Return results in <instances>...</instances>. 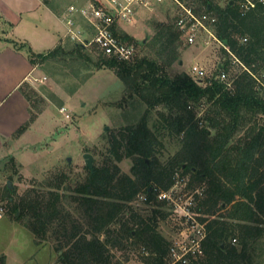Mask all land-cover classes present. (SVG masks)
<instances>
[{"label": "rangeland", "instance_id": "1", "mask_svg": "<svg viewBox=\"0 0 264 264\" xmlns=\"http://www.w3.org/2000/svg\"><path fill=\"white\" fill-rule=\"evenodd\" d=\"M57 1L60 8L66 9L73 3H83L84 6L90 0ZM178 1L186 9L189 8L205 28L193 20L188 22L186 10L175 1L156 3L149 0L145 6H137L132 23L122 25L117 30L132 38L131 41L124 40L134 46L133 57H147L165 63V71L171 78L186 73L197 81L207 80L215 73L217 66L228 59L230 62L224 68L228 78L237 76L243 68L238 63H232L231 57H226L223 44L216 39L210 25L213 16L199 10L197 0ZM213 1L224 7L228 0ZM71 7L77 8L76 5ZM73 18L77 24L81 23L76 15ZM181 19H184L183 26L189 27V32L193 34V42H188L186 30H181ZM158 24L172 26L173 32L179 34L178 39L169 46H166L164 38L155 44L161 29ZM2 29L9 31L7 26ZM68 41L63 40L61 45L65 46ZM12 46L25 53L24 46L15 43ZM69 47L68 44L65 48ZM84 50L88 56L96 59V50ZM33 58L38 68H35L31 78L41 81L34 80L11 91V83L21 68L6 63L7 59L0 56V99L3 98L0 103V127L21 120L16 133L8 139L14 143H5L13 155L0 159V264H5V255L8 264H60L58 247L64 244L65 236L73 229L78 230L77 236L92 237L93 225L86 214L87 200L77 192L89 176L83 155L88 153L93 157L94 167L109 165L114 171L113 166H116L118 176L134 178L133 158L114 162L108 158L110 140L122 128L136 125L146 111V105L138 97L131 96L109 69H95L69 59L63 62L62 58L50 56L41 59V54H35ZM195 65L204 71L200 78L191 73ZM24 92L35 94L29 111L23 105V102L26 103ZM62 107L65 108L64 113L59 111ZM206 108L200 106L196 118H200ZM31 116L33 119H30ZM156 117L157 112L153 111L150 118ZM257 122L264 125V116H258ZM179 148L178 140L165 137L155 151L158 164L168 165ZM171 180L172 183L165 190L150 182L149 186H153L150 195L145 188H141L108 225L110 239L118 240L115 246L106 248L104 256L108 264H159V254L153 253L144 239L143 230L148 227L167 242L163 247L164 253L159 257L163 264H182L174 261L171 249L180 255L183 247L199 238L200 219L204 215L197 212L195 196L200 194L204 184L194 182L190 173H182L179 169H174ZM8 182L13 190L10 194L7 191ZM160 190L169 198L158 199ZM36 193L43 195L45 201L52 200L55 193L59 198L58 217L44 235H35L25 225L28 216L23 215L18 220L12 212L13 205L22 197H32ZM16 215L19 216V213ZM122 225L131 230L132 235H137L132 237L125 234L122 237ZM97 236L100 240L106 238L104 233ZM230 242L233 243V240L230 239ZM66 248L68 246H63L62 250ZM252 255L253 264H264V238L255 245Z\"/></svg>", "mask_w": 264, "mask_h": 264}, {"label": "trees", "instance_id": "2", "mask_svg": "<svg viewBox=\"0 0 264 264\" xmlns=\"http://www.w3.org/2000/svg\"><path fill=\"white\" fill-rule=\"evenodd\" d=\"M197 1L199 10L213 16L210 25L216 39L246 67L237 76L228 78L229 88L218 78L230 62L225 50L226 62L219 64L205 81H197L186 73L171 78L165 71V63L147 57L119 61L98 52L94 60L80 44L70 40L65 46L41 54V59L50 56L62 58L63 62L69 59L95 69H109L131 96L146 105L136 125L122 128L110 140L108 158L112 162L133 158L134 178L118 176L116 166L114 171L109 165L89 170L86 183L77 192L86 197L92 237L77 236L78 230L73 229L58 247L60 264H108L104 256L106 248L118 243L110 239L108 225L141 188L150 195L153 189L150 182L167 189L174 169L190 173L194 182L204 184L195 196L197 212L204 215L200 219L205 227L202 256L191 264H253L255 245L264 238V125L257 122L258 116H264V4L259 3L242 14L237 0H228L224 7L213 0ZM158 26L161 29L155 44L164 38L169 46L178 39L179 34L173 32L172 26ZM117 34L132 40L121 31ZM68 44L70 47L66 49ZM33 95L24 92L29 103ZM200 106L207 108L196 118ZM153 111L157 117L151 119ZM165 137L178 140L180 148L168 165L161 166L155 151ZM7 191L13 192L8 187ZM53 195L52 200L46 201L40 193L22 197L12 207L15 218L28 216L25 225L35 235H44L59 213V198L56 193ZM124 226L122 237L137 235ZM102 233L106 235L104 240L97 236ZM143 234L152 252L160 257L167 243L165 239L151 227L144 229ZM63 246L68 248L62 250ZM159 257V264H163Z\"/></svg>", "mask_w": 264, "mask_h": 264}, {"label": "built area", "instance_id": "3", "mask_svg": "<svg viewBox=\"0 0 264 264\" xmlns=\"http://www.w3.org/2000/svg\"><path fill=\"white\" fill-rule=\"evenodd\" d=\"M156 3H162L164 0H152ZM182 7H184L178 0H173ZM149 0H90L86 5L80 7H70L68 19L64 22L65 25V37L69 40L80 44L84 49H93L100 52L106 57H114L119 61H129L133 58L135 48L132 44L126 42L120 38L117 34V30L122 25L130 24L133 21L136 13L137 6H145ZM239 10L242 14L248 10L256 7L257 4H264V0H237L236 1ZM184 9L187 12L186 19L188 22L192 20L196 24L205 28L201 21L196 18L190 9ZM78 16L86 27L77 26L73 16ZM184 19L180 20L181 30L187 32V41L193 42V34L189 32V27H184ZM213 21V19H212ZM194 24H192L193 27ZM231 57L232 63H238L243 70L246 67L229 51L227 46H224ZM191 73L200 78L204 75L202 68L193 66ZM219 80L226 84V87L231 86V81L228 79L227 73L222 70L218 76ZM41 81V79H36ZM60 113H64L65 108H60ZM68 117V114H65ZM160 190L157 193V198L160 200L168 199L169 196L165 192ZM2 218V209L0 208V219ZM199 238L191 242L187 247H183L182 253L179 255L174 249H171L176 263L188 264L197 261L202 256L201 241L205 237V227L200 223ZM235 240L233 239V243ZM58 264V263H56Z\"/></svg>", "mask_w": 264, "mask_h": 264}, {"label": "crops", "instance_id": "4", "mask_svg": "<svg viewBox=\"0 0 264 264\" xmlns=\"http://www.w3.org/2000/svg\"><path fill=\"white\" fill-rule=\"evenodd\" d=\"M59 4L57 0H0V26L9 28V31L6 32L2 28L0 30L2 36L0 37V56L7 59L6 63L15 64L21 68L20 73L11 83V91L34 82L35 77L31 78V75L38 65L33 63L31 59L34 60L35 54L45 55L61 45L63 40H68L65 37L64 22L69 17V8L73 5L83 6V3L70 4L66 9L60 8ZM77 18L80 19L78 16ZM81 23L84 24L82 20ZM81 23L76 24L82 26ZM13 43L24 46L25 53L14 48ZM28 54H32L33 57L31 58ZM2 101L3 98L0 99V103ZM25 101V104L22 101L23 105L29 111L30 103L26 98ZM20 122L21 120L0 127V159L13 155L12 150L5 147V143L10 136L16 133ZM8 143L13 144L14 142L11 140ZM5 256V264H8V257ZM17 264L25 263L19 262Z\"/></svg>", "mask_w": 264, "mask_h": 264}, {"label": "water", "instance_id": "5", "mask_svg": "<svg viewBox=\"0 0 264 264\" xmlns=\"http://www.w3.org/2000/svg\"><path fill=\"white\" fill-rule=\"evenodd\" d=\"M105 129H107V127H106ZM83 158H84V160H85V166H86L90 171H92V170L94 169V166H93V157H92L90 154L85 153V154L83 155ZM69 161H70V160H69ZM7 187H8V188L11 187V183H10V182L7 183Z\"/></svg>", "mask_w": 264, "mask_h": 264}]
</instances>
